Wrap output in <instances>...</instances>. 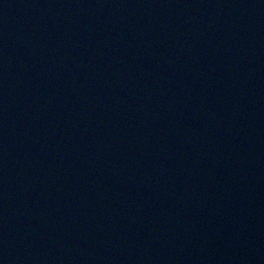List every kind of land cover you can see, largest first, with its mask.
<instances>
[{
	"label": "water",
	"instance_id": "water-1",
	"mask_svg": "<svg viewBox=\"0 0 264 264\" xmlns=\"http://www.w3.org/2000/svg\"><path fill=\"white\" fill-rule=\"evenodd\" d=\"M0 264H264V0H0Z\"/></svg>",
	"mask_w": 264,
	"mask_h": 264
}]
</instances>
